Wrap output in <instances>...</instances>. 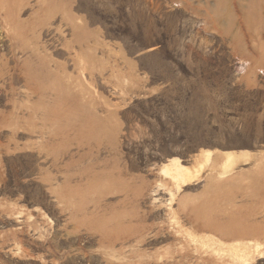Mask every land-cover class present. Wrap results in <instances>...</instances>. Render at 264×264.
I'll return each mask as SVG.
<instances>
[{
	"label": "rangeland",
	"instance_id": "rangeland-1",
	"mask_svg": "<svg viewBox=\"0 0 264 264\" xmlns=\"http://www.w3.org/2000/svg\"><path fill=\"white\" fill-rule=\"evenodd\" d=\"M0 264H264V0H0Z\"/></svg>",
	"mask_w": 264,
	"mask_h": 264
}]
</instances>
